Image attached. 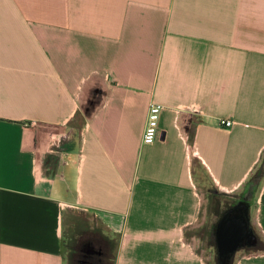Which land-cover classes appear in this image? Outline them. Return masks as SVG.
<instances>
[{
    "label": "crops",
    "instance_id": "0c3cea01",
    "mask_svg": "<svg viewBox=\"0 0 264 264\" xmlns=\"http://www.w3.org/2000/svg\"><path fill=\"white\" fill-rule=\"evenodd\" d=\"M262 166L264 0H0V264H67L81 211L114 264H207L187 239L202 188ZM252 212L264 245V174Z\"/></svg>",
    "mask_w": 264,
    "mask_h": 264
},
{
    "label": "rangeland",
    "instance_id": "374dc122",
    "mask_svg": "<svg viewBox=\"0 0 264 264\" xmlns=\"http://www.w3.org/2000/svg\"><path fill=\"white\" fill-rule=\"evenodd\" d=\"M260 169L261 172L258 173L259 177H257L254 180V182H252V184L249 185L248 188H246L245 190H238V191L234 190L233 192H226L220 189L219 187H215L214 184H212V182L210 183L209 181H208V185H204V187L202 188L203 190L202 195L206 199L204 200V203L201 205L198 222L196 226H194L189 230L187 239L190 242L192 241L191 242L192 245L193 242H195L194 245L195 250L198 252V254L203 258V260L207 264H216L217 255H218L216 238H215V243L212 244L208 240L207 230H209L211 224H215V230H216V225L219 218L223 215L225 210H227L229 207H232L229 206L230 203L238 201V202H244L246 204V206L248 207L249 225L252 227L255 237H257L258 240L261 241V237L259 235L257 227L256 225H253V221H252L253 205H255L256 203V198L258 195L262 175L264 174V166L260 167ZM83 214L86 215V213L84 212ZM65 219L67 220V216L65 217ZM69 225L70 224L67 223V221H64L63 245H64V252L66 253V255H67L66 244L67 241L69 240V236L71 235V227ZM215 233L216 232L214 231V234ZM251 251L252 250L248 249L247 244H243L239 246L234 252L233 256L231 257L230 263L233 264L239 255H242L244 253H251ZM91 255L92 254H88L86 256V259H88V257Z\"/></svg>",
    "mask_w": 264,
    "mask_h": 264
},
{
    "label": "trees",
    "instance_id": "16d2710c",
    "mask_svg": "<svg viewBox=\"0 0 264 264\" xmlns=\"http://www.w3.org/2000/svg\"><path fill=\"white\" fill-rule=\"evenodd\" d=\"M261 169H257L248 179L246 183V188L254 182V180L259 177L258 173ZM238 201L230 203L229 206H233ZM88 215L79 212L77 214H69L67 216V223L71 227V235L67 241V264H79L80 260L83 259L82 247L84 244H89L95 250L100 251V254H92L90 259H87L86 264H114L116 249L118 245V236L110 237L104 234L100 227L90 228L88 222ZM215 224H211L209 230H207L208 240L214 244L215 243ZM254 241L247 244L248 249L258 250L263 249L264 245L257 237H254ZM260 242V244H259ZM231 262V261H230ZM228 264H231V263ZM219 264L218 260L217 263Z\"/></svg>",
    "mask_w": 264,
    "mask_h": 264
},
{
    "label": "water",
    "instance_id": "95a60500",
    "mask_svg": "<svg viewBox=\"0 0 264 264\" xmlns=\"http://www.w3.org/2000/svg\"><path fill=\"white\" fill-rule=\"evenodd\" d=\"M217 260L219 264H228L236 249L254 241V233L249 225L248 207L237 202L225 210L219 218L216 230Z\"/></svg>",
    "mask_w": 264,
    "mask_h": 264
},
{
    "label": "built area",
    "instance_id": "2783aa9c",
    "mask_svg": "<svg viewBox=\"0 0 264 264\" xmlns=\"http://www.w3.org/2000/svg\"><path fill=\"white\" fill-rule=\"evenodd\" d=\"M162 109H163V105L156 101H151L149 103L146 124L142 133V141L144 143H151L157 139L159 133V121H160ZM220 123L224 126H230L233 123V121L231 119L224 118L220 120ZM201 197L203 204L206 198L203 195ZM90 219L92 224L91 227L98 228L100 225L98 218L91 216Z\"/></svg>",
    "mask_w": 264,
    "mask_h": 264
},
{
    "label": "flooded vegetation",
    "instance_id": "af4514ba",
    "mask_svg": "<svg viewBox=\"0 0 264 264\" xmlns=\"http://www.w3.org/2000/svg\"><path fill=\"white\" fill-rule=\"evenodd\" d=\"M87 244H84L83 247H82V252H83V249L85 248ZM84 254V253H83ZM87 255V254H86ZM90 258V256L88 257V259Z\"/></svg>",
    "mask_w": 264,
    "mask_h": 264
}]
</instances>
